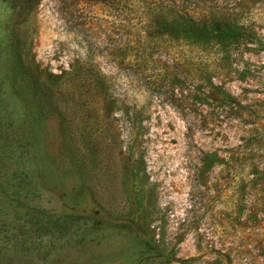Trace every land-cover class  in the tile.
<instances>
[{
	"label": "rangeland",
	"instance_id": "1",
	"mask_svg": "<svg viewBox=\"0 0 264 264\" xmlns=\"http://www.w3.org/2000/svg\"><path fill=\"white\" fill-rule=\"evenodd\" d=\"M183 1L238 36L0 0V264H264V0Z\"/></svg>",
	"mask_w": 264,
	"mask_h": 264
},
{
	"label": "trees",
	"instance_id": "2",
	"mask_svg": "<svg viewBox=\"0 0 264 264\" xmlns=\"http://www.w3.org/2000/svg\"><path fill=\"white\" fill-rule=\"evenodd\" d=\"M94 6L101 5L107 10L111 23L121 13L140 18L138 26L128 27L133 37L130 45L136 53L145 55L150 46L149 39L163 36L183 41L191 46L204 42L235 39L238 31L233 26L221 25L215 15H201L183 0H86ZM92 18L98 19L93 16ZM231 44L226 46L230 47Z\"/></svg>",
	"mask_w": 264,
	"mask_h": 264
}]
</instances>
